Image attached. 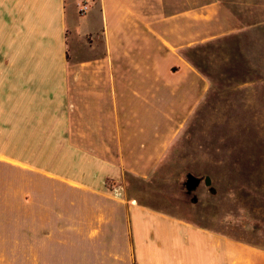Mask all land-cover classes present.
<instances>
[{
  "label": "crops",
  "instance_id": "crops-1",
  "mask_svg": "<svg viewBox=\"0 0 264 264\" xmlns=\"http://www.w3.org/2000/svg\"><path fill=\"white\" fill-rule=\"evenodd\" d=\"M77 1L69 23L65 0H0V141L39 145L23 151L30 160L0 153L23 176V233L12 238L22 264H264L260 246L130 204L123 162L111 161L151 158L132 146L143 135L159 145L152 97L175 85L159 59H185V48L243 31L245 20L224 0ZM97 143L123 153L73 146Z\"/></svg>",
  "mask_w": 264,
  "mask_h": 264
},
{
  "label": "rangeland",
  "instance_id": "rangeland-1",
  "mask_svg": "<svg viewBox=\"0 0 264 264\" xmlns=\"http://www.w3.org/2000/svg\"><path fill=\"white\" fill-rule=\"evenodd\" d=\"M224 1L229 13L245 20L244 30L185 48V59L168 64L159 59L160 73L175 74L174 89L159 86L158 96L152 97L158 113L150 118L156 117L158 127L151 130L159 145L151 146L154 138L143 135L132 146L147 145L151 158L111 161L123 162L120 184L127 201L155 213V219H183L264 248V0H248L247 8ZM77 3L65 0L69 23ZM73 146L100 155L111 148L108 157L120 150L117 144ZM35 147L0 141V153L22 161L30 160L23 151L30 154ZM32 160L45 166L39 157ZM5 168L0 165V200L8 199L7 206H0V264H22L21 244L13 239L23 233V176ZM189 173L202 179L191 193L185 189Z\"/></svg>",
  "mask_w": 264,
  "mask_h": 264
},
{
  "label": "water",
  "instance_id": "water-1",
  "mask_svg": "<svg viewBox=\"0 0 264 264\" xmlns=\"http://www.w3.org/2000/svg\"><path fill=\"white\" fill-rule=\"evenodd\" d=\"M199 184H200V178L195 177L190 173L186 175L185 189L187 193L193 192L199 186ZM204 184L205 186L210 187L211 181L209 177L204 178ZM210 190L212 189L210 188Z\"/></svg>",
  "mask_w": 264,
  "mask_h": 264
},
{
  "label": "built area",
  "instance_id": "built-area-1",
  "mask_svg": "<svg viewBox=\"0 0 264 264\" xmlns=\"http://www.w3.org/2000/svg\"><path fill=\"white\" fill-rule=\"evenodd\" d=\"M87 10H88V5L86 2L80 5V8H79L80 14H84Z\"/></svg>",
  "mask_w": 264,
  "mask_h": 264
},
{
  "label": "flooded vegetation",
  "instance_id": "flooded-vegetation-1",
  "mask_svg": "<svg viewBox=\"0 0 264 264\" xmlns=\"http://www.w3.org/2000/svg\"><path fill=\"white\" fill-rule=\"evenodd\" d=\"M201 181H202V179H201V177H200V182H201ZM192 200H193V201H196V198L193 197Z\"/></svg>",
  "mask_w": 264,
  "mask_h": 264
}]
</instances>
